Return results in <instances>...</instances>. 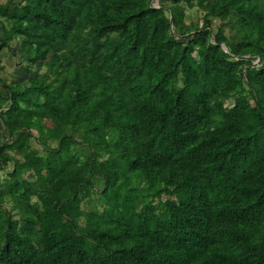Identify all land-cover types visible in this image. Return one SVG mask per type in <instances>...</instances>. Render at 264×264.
<instances>
[{"label":"trees","instance_id":"1","mask_svg":"<svg viewBox=\"0 0 264 264\" xmlns=\"http://www.w3.org/2000/svg\"><path fill=\"white\" fill-rule=\"evenodd\" d=\"M0 35V264H264V0H4Z\"/></svg>","mask_w":264,"mask_h":264},{"label":"rangeland","instance_id":"2","mask_svg":"<svg viewBox=\"0 0 264 264\" xmlns=\"http://www.w3.org/2000/svg\"><path fill=\"white\" fill-rule=\"evenodd\" d=\"M4 1V0H0ZM158 1V0H157ZM156 3V0H155ZM201 15V12L195 8V9H187L185 12V18L186 21H190L191 19H195ZM217 22H215V25ZM1 36V35H0ZM20 62V58L13 56L10 54L9 51L6 49H3L0 52V77L5 80L9 81L11 79L20 80L25 78L28 74L23 72L22 68L19 67L18 63ZM83 207L86 209H89L91 207L90 204H83Z\"/></svg>","mask_w":264,"mask_h":264}]
</instances>
